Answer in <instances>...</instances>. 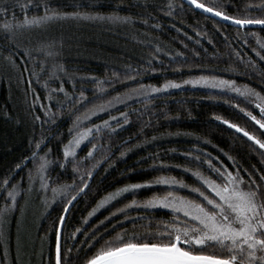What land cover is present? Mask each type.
I'll list each match as a JSON object with an SVG mask.
<instances>
[{
	"label": "trees",
	"instance_id": "16d2710c",
	"mask_svg": "<svg viewBox=\"0 0 264 264\" xmlns=\"http://www.w3.org/2000/svg\"><path fill=\"white\" fill-rule=\"evenodd\" d=\"M43 2L60 12L104 15L118 12L121 16H130L134 22L69 17L23 27L16 31L14 37L21 46L20 55L27 48L36 59L27 61L25 57L27 62L22 63L17 57L18 68L13 69L0 56V183L8 179L9 187L19 182L23 189L17 207L5 226L6 239L0 240V264H55L54 228L59 216L64 213L66 201L63 193L54 198L51 187L47 190L41 188L38 178L30 187L29 172L35 174L32 152L36 150V142L40 141L39 154L48 153L47 158L51 161L46 171L50 183L72 184L75 180L79 184L72 158H65L63 154L64 146L71 139L69 129L75 116L83 114L85 109L134 87L132 81L124 80L125 75L135 76L138 83L146 85L161 87L170 81L179 87L150 93L147 99L132 97L82 122V127L87 128L108 120L109 115L117 117L116 121H109L108 129L93 132L76 149L75 163L81 172L97 161L99 166L94 169L89 181L90 188L85 190V194L78 195L65 213L67 227L62 228V243L63 238L81 225L83 218L103 196L125 184L143 183L161 174L174 175L193 184L194 178L186 174L183 167H174H198L187 157L189 152L193 156L206 152L213 163L218 164V158L232 169L230 156L242 168L252 171L255 166L264 172L260 155L264 149H259L242 133L223 123V120H228L264 140V130L240 111V108H245L260 119L259 109L250 102L254 98L245 100L227 89L184 83L202 75L217 76L235 80L238 86L250 85L264 95V60L253 51L255 49L264 55L257 43H264V26L237 27L231 21L213 18V14L195 9L187 0ZM202 2L211 4L213 0ZM36 3L37 0H0V4L8 10L7 21L13 24L22 22L25 16L42 15L43 8L37 9ZM169 3L172 4L171 10ZM224 3L228 5L225 8L228 15L243 18L246 6L251 5V10L247 11L249 17H264V12L256 10L260 0H224ZM5 22L4 14L0 12V49L7 55L9 41L3 38L7 34L2 28ZM245 40L247 43H244ZM49 43H53L50 50L54 55L51 56L44 55L42 50V45ZM249 58L253 63L248 62ZM33 71L38 74V80L30 75ZM117 79L121 83H117ZM45 83L47 87H44ZM61 85L63 92L58 91ZM81 92L91 103L83 107L74 101L69 103L73 96L78 97ZM37 95L39 100L35 99ZM237 104L240 108L236 107ZM119 112L128 114L127 123L119 117ZM217 116L221 119L217 120ZM117 122L120 127H117ZM93 144L97 145L93 149V157L83 159ZM161 161L171 166L168 171L153 170V167H159ZM18 164L21 167L17 168ZM242 175L247 179L245 173L242 172ZM157 191H160L159 186L141 189L135 198L144 200ZM131 199L133 195L125 194L100 208L88 218L85 230L98 228L104 240L115 237L123 230L129 235L146 237L139 241L141 243L157 242L150 234L158 230V225L163 231V221L169 219L170 210H130L126 213L128 220L119 213L115 217L110 215ZM3 202L4 197L0 195V203ZM85 239L87 237L77 233V239L67 240L66 247ZM5 244L7 260L4 258ZM101 244L103 240L92 251ZM205 251L211 253L213 249ZM79 255L83 257L84 252L80 251Z\"/></svg>",
	"mask_w": 264,
	"mask_h": 264
},
{
	"label": "snow or ice",
	"instance_id": "6c2138e0",
	"mask_svg": "<svg viewBox=\"0 0 264 264\" xmlns=\"http://www.w3.org/2000/svg\"><path fill=\"white\" fill-rule=\"evenodd\" d=\"M187 2L194 6L195 9L213 14V18L220 17L226 21H231L240 28L251 25L264 26V17L254 18L247 15V11L251 10V5L246 6L245 15L241 18L227 14L225 8L228 5L224 3V0H213L211 4L202 2V0H187ZM35 7L37 9L42 7L43 14L31 18L25 16L22 22L13 24L7 21V7L0 4V12L4 14L6 19L2 28L7 35L3 38L9 41L7 55H4L3 50L0 49V56L13 69L18 68L17 57L20 58L22 63L36 59L32 51L27 48H24L23 55H20L21 46L15 42L14 37L16 31L23 27L37 26L69 17L84 20L134 22L130 16H121L118 12L107 15L100 13L60 12L53 10L52 6L43 2V0H37ZM171 8L172 4L169 3V10ZM256 10L264 12V0H260ZM157 27L159 26L157 25ZM244 43H247V40ZM257 43L259 48L264 51V43L260 41ZM52 47L53 43L42 45L43 54L47 56L54 55L50 50ZM38 51L41 50L38 49ZM253 51L256 52L257 57L264 60V55H261L260 51L255 49ZM236 55L239 57L240 53L237 52ZM248 62L253 63L251 58H249ZM55 68L56 66L53 65V70ZM41 69L42 71L44 70L43 62H41ZM24 71H28L27 67L24 68ZM152 71L155 72L156 69H152ZM30 75L37 77L38 80V74L35 71L31 72ZM137 75H139L138 72ZM124 80L132 81L135 86L127 88L122 93L117 92L115 96L85 109L83 114L75 116L73 126L69 129L71 139L64 146L63 154L65 158H72L74 174L79 177V184L75 180L72 184L50 183L46 171L51 161L47 158L48 153L39 154L40 141L36 142V150L32 152L31 159L35 165V174L31 171L29 172L30 187L34 179L38 178L41 188L47 190L51 187L54 198L63 193L66 201L63 206L64 213L59 216L58 223L54 228L55 264H77V262L78 264H264V172H260L255 166L252 167V171L242 168L234 158L229 156L228 159L233 162L232 169L234 170H232L222 161H219L218 158H216L218 164L213 163L210 154L206 152H199L195 156L191 152L186 154L191 162L198 165L195 169L181 165L174 166L177 169L183 167V171L194 178L193 184L187 183L183 178L177 179L174 175L163 174L143 183L125 184L103 196L95 207L88 212L87 216L83 218L81 225L74 228L69 236L63 238L64 242L62 243V228L67 227L65 213L69 211V205L77 199L78 195L85 194V190L90 188L89 181L93 177L94 169L99 166V161H97L87 168L86 171L81 172L75 163L76 149L83 141L92 136L93 132L99 133L103 129H108L110 127L109 121H116L117 117L109 115L108 120H103L100 124L91 125L87 128L82 127V122L132 97L143 96L147 99L150 93H158L168 87H179V85L170 81L161 87L146 85L138 83L136 77L130 75H125ZM31 82L30 80L29 85H31ZM116 82L121 83L119 79ZM98 83L109 82L98 81ZM184 83L205 84L213 88L227 89L245 100L254 98L250 102L254 104L255 108L259 109L260 119H257L252 111L240 108L239 104L236 107L240 108V111L244 112L256 125H259L260 129H264V95H261L259 91L250 85L238 86L235 80L203 75L184 81ZM44 87H47V83H45ZM58 91H64L62 85ZM65 95L67 96V93ZM35 99L39 100V96L37 95ZM73 101L81 107L84 104L91 103L83 92L78 97L73 96L69 103ZM45 115L48 116L47 111ZM118 115L125 123L128 122L127 113L119 112ZM49 119L51 120L52 117H49ZM216 119L220 120L221 117L217 116ZM223 123L230 125L237 132L243 133L248 140L258 145L259 149H264V140L257 138V136L252 135L235 123H230L228 120H223ZM117 127H120L118 122ZM96 148L97 145L93 144L87 153V157L83 159L92 158L94 155L93 149ZM123 154L121 153V155ZM260 155L262 157L261 162L264 163V152H261ZM25 159L29 158L25 157ZM37 160L39 161L38 164L35 163ZM16 167L19 168L21 165L18 164ZM60 167L63 168L64 164L61 163ZM170 167L161 161L159 167H153V170L165 172ZM201 169L204 170L202 171ZM242 172L246 174L247 179L245 175H242ZM9 183L8 179L0 183V195L4 197V202L0 203V240L6 239L4 236L5 226L9 222L11 213L17 207L18 197L23 191L19 182L11 184V187H9ZM153 186H159L160 191L153 192L150 197L144 200L135 198L138 190L151 189ZM182 192H187V194H181ZM125 194L133 195V199L111 213L112 217L119 213L124 216L125 220H128L129 217L126 215L128 211L141 208L170 210L169 219L163 221V231L159 230L160 226L158 225V230L150 234L151 238L157 242L141 243L139 241L146 239V237H138L136 234L129 235L123 230L117 233L115 237L104 240L98 228L94 231L85 230V226L89 223V217H92L100 208L110 204V202L122 198ZM45 203L47 204V201ZM136 218L143 219L144 217ZM105 219H108V217ZM103 223V221L100 222L101 225ZM77 233H81L87 239L81 240L79 244H72L71 247H66L67 240L77 239ZM100 240H103V244L93 252L92 249L96 247ZM207 248H212L213 251L208 253L205 251ZM73 249H75V252H73ZM80 251L84 252L83 257L79 255ZM7 256L8 250L7 244H5V260H7Z\"/></svg>",
	"mask_w": 264,
	"mask_h": 264
},
{
	"label": "water",
	"instance_id": "95a60500",
	"mask_svg": "<svg viewBox=\"0 0 264 264\" xmlns=\"http://www.w3.org/2000/svg\"><path fill=\"white\" fill-rule=\"evenodd\" d=\"M259 126V125H258ZM235 131H236V129H234ZM262 130H264V129H262ZM240 133V132H239ZM243 134V133H242Z\"/></svg>",
	"mask_w": 264,
	"mask_h": 264
}]
</instances>
